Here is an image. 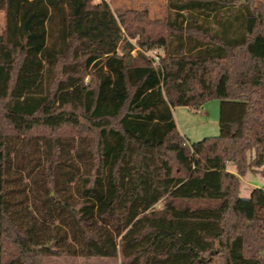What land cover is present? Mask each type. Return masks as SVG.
I'll return each instance as SVG.
<instances>
[{
	"label": "trees",
	"instance_id": "1",
	"mask_svg": "<svg viewBox=\"0 0 264 264\" xmlns=\"http://www.w3.org/2000/svg\"><path fill=\"white\" fill-rule=\"evenodd\" d=\"M167 10L0 0V264H264V187L239 195L264 176V5ZM211 99L219 134L190 143L172 109ZM77 139L88 156L66 171Z\"/></svg>",
	"mask_w": 264,
	"mask_h": 264
},
{
	"label": "rangeland",
	"instance_id": "2",
	"mask_svg": "<svg viewBox=\"0 0 264 264\" xmlns=\"http://www.w3.org/2000/svg\"><path fill=\"white\" fill-rule=\"evenodd\" d=\"M100 0H93V2H99ZM110 8L117 14L123 12L126 9H147L149 17L151 19H163L167 16L168 10H164L162 0H106ZM264 5V0H256ZM5 24L4 13L0 11V33L2 32ZM130 42L134 44L135 48L132 50V56H136L138 46H136V40ZM162 56L164 54L162 49L154 48L151 51H146L145 54L152 58V51ZM130 60V58H129ZM157 64V63H156ZM219 101L217 99H211L207 101L199 110H193L189 107L179 106L175 107V119L178 125L180 133L190 142H197L205 137L217 136L219 134ZM0 130L10 131V128L3 121V113L0 110ZM89 140H62V146L65 149V168L69 170H83V165L88 156ZM228 170L233 171L232 164H227ZM72 187V186H71ZM264 187V176L258 172H249L245 176L241 177V184L239 189V195L241 197H248L250 192L254 188ZM161 203L157 205L160 209ZM52 264H120L119 259H97L91 258L88 260L82 258H57ZM208 264H223L221 258L215 257Z\"/></svg>",
	"mask_w": 264,
	"mask_h": 264
},
{
	"label": "crops",
	"instance_id": "3",
	"mask_svg": "<svg viewBox=\"0 0 264 264\" xmlns=\"http://www.w3.org/2000/svg\"><path fill=\"white\" fill-rule=\"evenodd\" d=\"M138 1H146V0H138ZM162 5H163L164 10H167V8H168V0H162ZM172 111H173V117H174L175 123L177 125V122H176V119H175V113H174L175 112V108H173ZM177 128H178V125H177Z\"/></svg>",
	"mask_w": 264,
	"mask_h": 264
},
{
	"label": "built area",
	"instance_id": "4",
	"mask_svg": "<svg viewBox=\"0 0 264 264\" xmlns=\"http://www.w3.org/2000/svg\"><path fill=\"white\" fill-rule=\"evenodd\" d=\"M151 54H152L151 56H152L154 62L158 63L160 55L157 53V51L154 50V51L151 52Z\"/></svg>",
	"mask_w": 264,
	"mask_h": 264
},
{
	"label": "water",
	"instance_id": "5",
	"mask_svg": "<svg viewBox=\"0 0 264 264\" xmlns=\"http://www.w3.org/2000/svg\"><path fill=\"white\" fill-rule=\"evenodd\" d=\"M129 62H130V60H129Z\"/></svg>",
	"mask_w": 264,
	"mask_h": 264
}]
</instances>
